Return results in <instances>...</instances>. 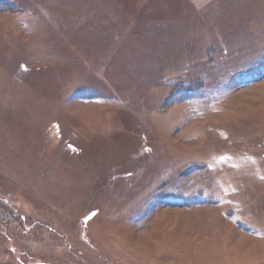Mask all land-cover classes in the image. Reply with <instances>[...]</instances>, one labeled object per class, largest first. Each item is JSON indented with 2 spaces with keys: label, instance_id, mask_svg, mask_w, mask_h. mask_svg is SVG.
Segmentation results:
<instances>
[{
  "label": "rangeland",
  "instance_id": "374dc122",
  "mask_svg": "<svg viewBox=\"0 0 264 264\" xmlns=\"http://www.w3.org/2000/svg\"><path fill=\"white\" fill-rule=\"evenodd\" d=\"M0 264H264V0H0Z\"/></svg>",
  "mask_w": 264,
  "mask_h": 264
}]
</instances>
